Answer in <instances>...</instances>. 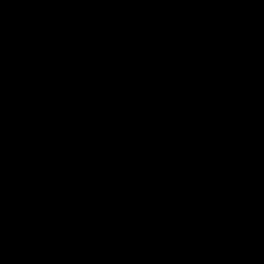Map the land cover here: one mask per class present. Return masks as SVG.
<instances>
[{"label": "water", "instance_id": "95a60500", "mask_svg": "<svg viewBox=\"0 0 264 264\" xmlns=\"http://www.w3.org/2000/svg\"><path fill=\"white\" fill-rule=\"evenodd\" d=\"M0 264H264V0H0Z\"/></svg>", "mask_w": 264, "mask_h": 264}]
</instances>
